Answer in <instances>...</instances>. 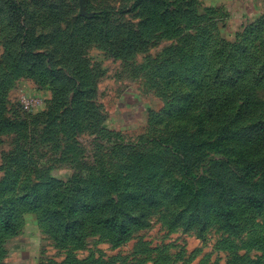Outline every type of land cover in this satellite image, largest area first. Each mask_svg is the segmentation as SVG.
I'll list each match as a JSON object with an SVG mask.
<instances>
[{
  "label": "rangeland",
  "instance_id": "obj_1",
  "mask_svg": "<svg viewBox=\"0 0 264 264\" xmlns=\"http://www.w3.org/2000/svg\"><path fill=\"white\" fill-rule=\"evenodd\" d=\"M262 11L0 0V264H264Z\"/></svg>",
  "mask_w": 264,
  "mask_h": 264
},
{
  "label": "crops",
  "instance_id": "obj_2",
  "mask_svg": "<svg viewBox=\"0 0 264 264\" xmlns=\"http://www.w3.org/2000/svg\"><path fill=\"white\" fill-rule=\"evenodd\" d=\"M197 2H204L203 0H196ZM211 5H216L224 11L232 12L239 8L240 10L244 8L262 9L264 10V0H207ZM250 6V7H249ZM242 8V9H241ZM259 12V13H263ZM257 13V15L259 14ZM256 15V14H255Z\"/></svg>",
  "mask_w": 264,
  "mask_h": 264
},
{
  "label": "trees",
  "instance_id": "obj_3",
  "mask_svg": "<svg viewBox=\"0 0 264 264\" xmlns=\"http://www.w3.org/2000/svg\"><path fill=\"white\" fill-rule=\"evenodd\" d=\"M151 1V0H150ZM153 1H155V0H153ZM222 184H223V182H222ZM248 199V201L250 202V203H254L255 202V200L253 199V198H247ZM259 205H261V203L259 202Z\"/></svg>",
  "mask_w": 264,
  "mask_h": 264
},
{
  "label": "built area",
  "instance_id": "obj_4",
  "mask_svg": "<svg viewBox=\"0 0 264 264\" xmlns=\"http://www.w3.org/2000/svg\"><path fill=\"white\" fill-rule=\"evenodd\" d=\"M28 104V103H27Z\"/></svg>",
  "mask_w": 264,
  "mask_h": 264
}]
</instances>
